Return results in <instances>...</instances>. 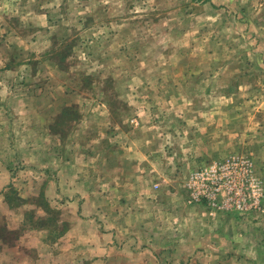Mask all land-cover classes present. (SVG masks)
Returning <instances> with one entry per match:
<instances>
[{"label":"rangeland","instance_id":"obj_1","mask_svg":"<svg viewBox=\"0 0 264 264\" xmlns=\"http://www.w3.org/2000/svg\"><path fill=\"white\" fill-rule=\"evenodd\" d=\"M234 156L264 190V0H0V237L24 239L15 258L44 240L51 264H230L231 229L254 212L191 204L187 181ZM165 210L156 252L121 236Z\"/></svg>","mask_w":264,"mask_h":264},{"label":"crops","instance_id":"obj_2","mask_svg":"<svg viewBox=\"0 0 264 264\" xmlns=\"http://www.w3.org/2000/svg\"><path fill=\"white\" fill-rule=\"evenodd\" d=\"M123 150V149H121ZM71 153V152H70ZM70 153L67 155V153L63 152V156L67 155L65 157L64 164H72V161L67 163L66 158L69 157L70 159H73V155ZM69 168L68 170H70ZM67 169H61L58 173V177L60 178V182H63V175L62 173L66 174ZM136 174H144L145 170H142L141 168L136 169ZM150 169L148 170V172ZM118 172L124 173L122 168L118 169ZM147 172V173H148ZM56 177V179L58 178ZM160 186H162L159 183L153 182V187L158 189ZM135 190V189H134ZM126 197V196H125ZM124 197V198H125ZM120 202V204L123 207H127L131 202H126L125 204ZM264 202V201H263ZM159 202L156 201L157 205ZM168 210H165L163 213H157L156 215L146 219L143 217H135V226L132 230L124 232L121 231V236L125 237L127 235L131 238V241L133 242L135 250L139 252V249L142 248V246L145 244V248L141 251L143 254H152L153 252H156L155 245L159 247V239L165 234L166 228L168 225L172 223V217L167 214ZM136 215V213L134 214ZM189 218V219H188ZM140 220V221H139ZM171 221V223L169 222ZM190 217H182L180 219V225L177 226L174 230L170 227L169 232L175 237H178L181 233V238H184L185 235H189L190 228ZM139 221V222H138ZM237 223V220L235 221ZM242 223V222H241ZM243 226V225H242ZM240 229V231H238ZM245 231L243 232L241 228L237 224L233 225V229H231L230 233V239L232 242H235L232 245V248L236 251L235 256H233L234 261H231L230 264H264V212H254L253 215L247 216L246 224L244 225ZM167 234V233H166ZM133 236V237H132ZM166 237V236H165ZM245 237V244L242 243V240ZM168 238V237H166ZM43 239V237H42ZM41 239V240H42ZM24 239H18L16 240L17 245H12L11 242L8 240H3L0 237V264H51L48 263L45 260V257H47V250L45 248V241H39L38 243L32 244V251L30 255H32V258H23L22 260L15 258V254H18L20 252H26L27 247H24L23 241ZM170 239H168L169 241ZM167 241V242H168ZM183 241V240H182ZM24 242V241H23ZM203 242V241H202ZM173 244V243H172ZM171 244L168 245V249L173 251L171 248ZM208 248V247H205ZM207 250V255L203 260L205 262H209V260L217 259L214 254H217L212 247H210ZM175 251V250H174ZM235 251H233L235 253ZM218 252V251H217ZM176 253V252H175ZM210 254V256H209ZM242 254V255H240ZM180 259H182V255H179ZM34 257V258H33ZM182 257V258H181ZM176 259V257H174ZM207 260V261H206ZM218 261V260H217ZM157 261H150L149 264H157ZM143 264H145L143 262ZM147 264V263H146ZM205 264H216V263H205Z\"/></svg>","mask_w":264,"mask_h":264},{"label":"built area","instance_id":"obj_3","mask_svg":"<svg viewBox=\"0 0 264 264\" xmlns=\"http://www.w3.org/2000/svg\"><path fill=\"white\" fill-rule=\"evenodd\" d=\"M188 201L211 209L240 215L264 212L262 183L252 175L244 157H229L192 173L188 178Z\"/></svg>","mask_w":264,"mask_h":264}]
</instances>
